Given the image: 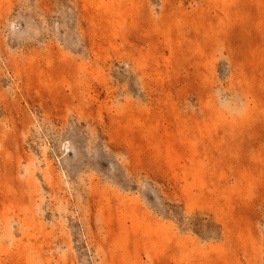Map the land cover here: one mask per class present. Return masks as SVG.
<instances>
[{
	"label": "rangeland",
	"instance_id": "obj_1",
	"mask_svg": "<svg viewBox=\"0 0 264 264\" xmlns=\"http://www.w3.org/2000/svg\"><path fill=\"white\" fill-rule=\"evenodd\" d=\"M0 264H264V0H0Z\"/></svg>",
	"mask_w": 264,
	"mask_h": 264
}]
</instances>
